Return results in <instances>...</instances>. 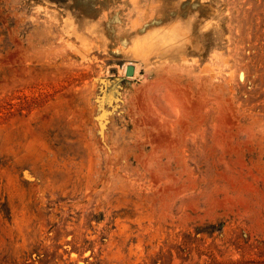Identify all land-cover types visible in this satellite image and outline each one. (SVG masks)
<instances>
[{
	"label": "rangeland",
	"instance_id": "374dc122",
	"mask_svg": "<svg viewBox=\"0 0 264 264\" xmlns=\"http://www.w3.org/2000/svg\"><path fill=\"white\" fill-rule=\"evenodd\" d=\"M0 264H264V0H0Z\"/></svg>",
	"mask_w": 264,
	"mask_h": 264
},
{
	"label": "water",
	"instance_id": "95a60500",
	"mask_svg": "<svg viewBox=\"0 0 264 264\" xmlns=\"http://www.w3.org/2000/svg\"><path fill=\"white\" fill-rule=\"evenodd\" d=\"M136 69L133 66H129L126 71L128 77L134 76Z\"/></svg>",
	"mask_w": 264,
	"mask_h": 264
}]
</instances>
